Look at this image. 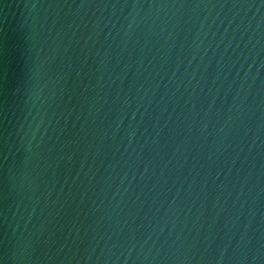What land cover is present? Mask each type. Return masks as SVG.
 <instances>
[{"label": "water", "instance_id": "water-1", "mask_svg": "<svg viewBox=\"0 0 264 264\" xmlns=\"http://www.w3.org/2000/svg\"><path fill=\"white\" fill-rule=\"evenodd\" d=\"M0 264H264V0H0Z\"/></svg>", "mask_w": 264, "mask_h": 264}]
</instances>
